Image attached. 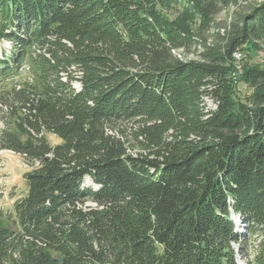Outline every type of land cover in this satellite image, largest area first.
<instances>
[{"label":"trees","instance_id":"16d2710c","mask_svg":"<svg viewBox=\"0 0 264 264\" xmlns=\"http://www.w3.org/2000/svg\"><path fill=\"white\" fill-rule=\"evenodd\" d=\"M5 41L0 264H264V0H0Z\"/></svg>","mask_w":264,"mask_h":264},{"label":"rangeland","instance_id":"374dc122","mask_svg":"<svg viewBox=\"0 0 264 264\" xmlns=\"http://www.w3.org/2000/svg\"><path fill=\"white\" fill-rule=\"evenodd\" d=\"M235 10V6H231L226 11L221 12L220 15H218L214 20V29H212V34H214L216 31V24L218 23H225L230 20L232 11ZM0 57H2V54L5 52V50H10V44L8 42H3L0 45ZM199 50H195L194 48L191 49V51H184L179 50L175 51V54L178 55V59L182 60H197L199 54ZM245 55V54H244ZM243 58V57H242ZM243 59L240 61V68L236 69V72L241 73L242 67H243ZM246 62H249L250 66H253V68L263 69L264 70V50L253 52L245 59ZM18 77L15 78H9V80L3 82L2 78L0 77V90L4 88V86L13 84V82H17ZM78 86V85H76ZM239 94L246 95L249 94L248 89L243 85L240 84L238 87ZM203 108L206 110H214L215 104L211 100V98L204 97L203 98ZM4 112L6 110L3 108L0 104V118H3ZM3 128V124L0 120V130ZM138 128V127H137ZM123 132L124 136H126V139H128V143L130 145V150L134 154L144 153L141 144L139 143L137 139V133L138 130L136 128H133L132 124L127 127V129L120 130ZM53 142H56L54 137H51ZM140 140V139H139ZM29 170L28 164L25 162L24 158L22 156L15 154L11 151H6L0 149V219L2 217H8L9 223L5 222L6 225H9L10 227H13L15 222V210H14V204L16 201L21 199L23 196L27 193V186L25 185V179L24 174ZM84 186H90L93 188H97L92 180L85 179ZM87 207H95V204L93 203H87ZM236 252L238 249H235ZM242 262V261H241ZM243 264H246L242 262Z\"/></svg>","mask_w":264,"mask_h":264},{"label":"built area","instance_id":"2783aa9c","mask_svg":"<svg viewBox=\"0 0 264 264\" xmlns=\"http://www.w3.org/2000/svg\"><path fill=\"white\" fill-rule=\"evenodd\" d=\"M234 55V61H235V67L236 69L240 68V61L242 59V54H233Z\"/></svg>","mask_w":264,"mask_h":264},{"label":"bare ground","instance_id":"6f19581e","mask_svg":"<svg viewBox=\"0 0 264 264\" xmlns=\"http://www.w3.org/2000/svg\"><path fill=\"white\" fill-rule=\"evenodd\" d=\"M235 54H239V53H236V52H235Z\"/></svg>","mask_w":264,"mask_h":264}]
</instances>
